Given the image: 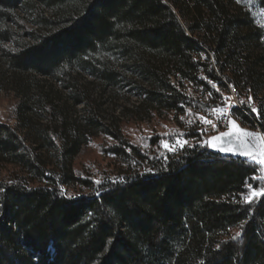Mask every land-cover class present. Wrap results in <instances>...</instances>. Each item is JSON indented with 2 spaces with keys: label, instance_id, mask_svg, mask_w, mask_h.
<instances>
[{
  "label": "trees",
  "instance_id": "obj_1",
  "mask_svg": "<svg viewBox=\"0 0 264 264\" xmlns=\"http://www.w3.org/2000/svg\"><path fill=\"white\" fill-rule=\"evenodd\" d=\"M0 48L13 71L67 82L85 111L19 101L16 123L0 121V168L16 167L0 176V264H264V197L244 199L248 184L264 188L261 165L207 144L167 160L145 156L79 80L88 73L107 90L131 77L142 93L125 117L140 120L183 113L185 82L205 91L206 78L231 82L259 100V116L245 114L264 133V29L247 11L233 0H0ZM38 107L50 111L48 124L27 115ZM100 135L115 141L108 151L136 162L96 184L73 166ZM148 168L155 174L141 175ZM64 186L87 192L68 199Z\"/></svg>",
  "mask_w": 264,
  "mask_h": 264
},
{
  "label": "rangeland",
  "instance_id": "obj_2",
  "mask_svg": "<svg viewBox=\"0 0 264 264\" xmlns=\"http://www.w3.org/2000/svg\"><path fill=\"white\" fill-rule=\"evenodd\" d=\"M233 2L247 11L251 17L255 20L257 25L264 29V8L259 7L257 0H233ZM44 6H42L43 8ZM45 9L46 14H50V10ZM21 13L26 14L23 10ZM27 25L29 27H37L34 24L36 16L27 13ZM15 27V26H14ZM7 47L13 48L14 43L8 42ZM5 46V47H6ZM2 48L4 46H1ZM1 50V48H0ZM99 56L96 55V59ZM118 58H116V61ZM120 63V62H118ZM201 74V73H200ZM85 77H79L82 85L88 86V89L94 97L96 104L100 105V111L107 120H112L113 116H118L122 119L121 130L129 143L135 146L143 155L148 157H158L159 152H168L161 147V141L166 140L172 146L179 148L175 144L176 140H188L192 145H205L198 144L197 141H208L206 134L200 132L188 131L187 126L190 127V122H184V116L180 115L177 111H165L162 113H153L151 116L140 120L139 117L135 118L133 115L125 117L127 111L125 107H132L136 105L141 99V89L138 84L133 81L131 77H128L126 83L122 82L116 87H107V90H103L101 82L88 73L83 72ZM60 78H50L40 74H29L27 72H15L4 61L0 59V121L15 124L14 108L19 101L25 103L28 106L36 105L38 102L40 105L45 104L48 106H55V109L61 110L66 114L73 116H80L83 111L82 104H74L73 98L70 97L69 89L67 88V82L59 80ZM177 82L176 79H173ZM19 83L27 90H19L17 85ZM233 85V83L228 82ZM235 86V85H233ZM180 89L188 97V105L184 106V109L190 106H197L200 104H212L217 105V101L226 92V85L218 83L217 86L211 88V91H205L204 86H196L193 83L185 82L184 85H180ZM219 89V90H218ZM236 90L233 94H236ZM246 93V92H245ZM212 96V97H211ZM247 97H253L252 94L246 93ZM30 113V112H29ZM30 116L32 121L38 125H45L51 121V113L49 110L38 107ZM124 118V119H123ZM187 124V126H186ZM242 126L253 129L251 126L241 123ZM254 126H256L254 124ZM254 130H259L254 128ZM183 134V135H181ZM264 135V133H263ZM115 141L110 137L100 135L94 137L86 147L83 148L81 153L75 158L74 171L82 178L92 179L103 182L107 179L117 180L126 169H131L133 165L131 163L136 162L133 158H127V160L116 157L113 153L108 151L109 146L114 145ZM186 146V145H185ZM179 149L178 151H180ZM177 151V152H178ZM171 153V152H170ZM48 156H51L49 151H46ZM255 162L258 163L261 159L257 156ZM252 159V158H251ZM253 160V159H252ZM135 165V163H134ZM135 167V166H133ZM16 170V167L12 165H4L0 168V176L8 177ZM260 170L264 177V165H261ZM67 194L74 196L86 193L87 190L80 186H64ZM260 188V187H259ZM252 185V188H248L245 196L251 197L253 190H258ZM257 197H251L254 201Z\"/></svg>",
  "mask_w": 264,
  "mask_h": 264
},
{
  "label": "built area",
  "instance_id": "obj_3",
  "mask_svg": "<svg viewBox=\"0 0 264 264\" xmlns=\"http://www.w3.org/2000/svg\"><path fill=\"white\" fill-rule=\"evenodd\" d=\"M219 82L215 81V87ZM212 97V96H211ZM225 98H228L225 100ZM244 100L247 104L254 103L255 107L259 112V100L251 99L249 101V97L245 94H233V90L231 85L226 84V92L223 93V96L217 101V105L212 104H203L200 106H190L185 109L183 113L180 115H184V113H192V121H184L190 122V129L188 131L201 132V129H205L206 131L203 134H206V138L208 140L209 137L216 135L220 132L225 131L229 128V120L232 118L238 121L240 124L242 122H250L249 115L245 114V107H248L247 104L241 105L238 101ZM232 105H236L235 107H231ZM257 114V112H254ZM234 114V115H233ZM227 118V125H220V118ZM204 118L206 120L213 121L215 127L211 124H205ZM242 125V124H241ZM251 127L254 129H258V126H254L251 124Z\"/></svg>",
  "mask_w": 264,
  "mask_h": 264
},
{
  "label": "snow or ice",
  "instance_id": "obj_4",
  "mask_svg": "<svg viewBox=\"0 0 264 264\" xmlns=\"http://www.w3.org/2000/svg\"><path fill=\"white\" fill-rule=\"evenodd\" d=\"M234 90L235 89L233 88V91ZM227 99L228 98H225V100H227ZM251 99L252 98L249 97V101H251ZM238 103L241 104V105L247 104V102L244 101V100H240V101H238ZM235 106L236 105H232L231 107H235ZM247 106L251 108V111L252 112H257V115L259 116V112H258L257 108L255 107V104L254 103L247 104ZM260 111H264V106L261 107ZM181 119H183V117H181ZM201 119L204 120V123L205 124H211V125H213V127H215V124H213V121L206 120L204 118H201ZM228 122L230 123V125L232 126V128H233L234 131L224 132V133H221L219 136L210 137L209 140L211 141V143H209L208 141H197V143L198 144H207L208 146H210V147H212L214 149H217L221 153L231 152L233 155H247L249 158H252L253 160H255L254 155L252 153L248 152L246 147L242 151L241 150H237V151L233 152V150L231 149V147H228V146L231 145V143H232L231 137H233V136H236L237 139H239L241 141L242 145H246L247 142H246V140L244 138H247V137H255L256 136V133L247 132V131H244L243 129H238L237 128V125H236V121L234 119L229 120ZM205 131H206L205 129H203V128L201 129L202 134ZM181 135H183V134H181ZM221 138H228V139H225L224 140V144L223 145H218L216 143V141L221 140ZM175 144L178 145L179 148L172 146L166 140H162L161 141V147L163 149H165L167 152H171L173 155H175L176 152L179 149H183L185 145H188L189 147H193L194 146L188 140H183L182 142L180 140H176L175 141ZM158 158H161L163 160H167L168 159V157L165 154V152H159L158 153ZM258 164L259 165H264V160L258 161ZM146 173L155 174L154 169H152V168L146 169L145 170V173H141V175H144ZM261 178L264 179V177H261ZM96 184H100V181H96ZM248 187L251 189L252 188V185L251 184H248ZM0 191H3V189L0 188ZM59 192H60V195L67 196L68 199H75L76 198L75 196H72L71 194H67L66 193V190L63 187H61L59 189ZM97 194H99V193L97 192ZM251 197H257V198L258 197H264V188H259L258 190H253L251 192ZM251 197L245 196V198H244L245 201L248 204L253 203V200L251 199ZM241 236H242V233L241 232H237L232 239L233 240H236L237 238H239ZM217 248H219V245H217Z\"/></svg>",
  "mask_w": 264,
  "mask_h": 264
},
{
  "label": "water",
  "instance_id": "obj_5",
  "mask_svg": "<svg viewBox=\"0 0 264 264\" xmlns=\"http://www.w3.org/2000/svg\"><path fill=\"white\" fill-rule=\"evenodd\" d=\"M236 125H237L238 129H243L244 131H247V132L256 133V136L255 137L244 138L246 140V142H247L246 145H242L241 141L239 139H237L236 136H233V137H231L232 143L228 147H231L233 152H235L237 150H241L242 151L246 147L248 152L252 153L254 156L259 157L261 160H264V135H263V133L261 131H259V130H254V129H250V128L244 127L238 121H236ZM231 131H234V130H233L232 126L229 123V128L228 129H226L225 131L220 132V133H218L216 135H213V136H219L221 133L231 132ZM213 136H211V137H213ZM209 138H208V142L211 143ZM225 139H228V138H221V140L216 141V143L218 145H223ZM210 148H211V150L214 153H221L217 149H214L212 147H210ZM225 153H229V154L233 155L231 152H225ZM234 156L249 158L247 155H234Z\"/></svg>",
  "mask_w": 264,
  "mask_h": 264
},
{
  "label": "bare ground",
  "instance_id": "obj_6",
  "mask_svg": "<svg viewBox=\"0 0 264 264\" xmlns=\"http://www.w3.org/2000/svg\"><path fill=\"white\" fill-rule=\"evenodd\" d=\"M205 80L211 85L212 88H214L215 81H213V80H211V79H209V78H206ZM231 87H232V90H233V88L236 90V91H235L236 94H241L238 88H236V87H234V86H231ZM249 108H250V107H249ZM250 109H251V108H250ZM182 116H184L183 119H184L185 121H192V113H186V114H184V115H182ZM242 123L251 126V124H249L248 122H242ZM220 125H227V118H220ZM188 126H189V125H188Z\"/></svg>",
  "mask_w": 264,
  "mask_h": 264
}]
</instances>
